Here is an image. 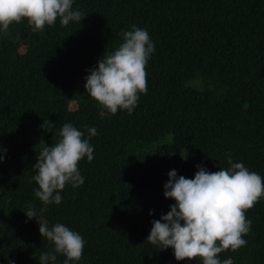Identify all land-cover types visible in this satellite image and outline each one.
<instances>
[{
	"label": "trees",
	"instance_id": "trees-1",
	"mask_svg": "<svg viewBox=\"0 0 264 264\" xmlns=\"http://www.w3.org/2000/svg\"><path fill=\"white\" fill-rule=\"evenodd\" d=\"M73 10L86 15L80 24L57 20L33 33L23 21L0 34V264H39L53 245L38 222L83 237L75 264H202L177 262L171 248L146 240L175 203L163 195L171 170L192 179L197 166L227 169L231 154L264 178V0H74ZM132 25L155 46L147 93L132 114L111 115L85 92V77ZM65 123L85 138V125L97 129L94 159L79 162L82 186L66 185L59 205L28 220L30 203L43 207L33 191L36 156ZM246 218V245L220 253L221 262L264 264V197Z\"/></svg>",
	"mask_w": 264,
	"mask_h": 264
},
{
	"label": "clouds",
	"instance_id": "clouds-1",
	"mask_svg": "<svg viewBox=\"0 0 264 264\" xmlns=\"http://www.w3.org/2000/svg\"><path fill=\"white\" fill-rule=\"evenodd\" d=\"M73 2L0 0V34L8 36L10 25L23 21L33 33H42L57 20L62 27L70 22L80 24L86 15L73 10ZM121 35L123 42L114 51L103 53L97 65L88 70L84 84L89 97L111 115L118 110L132 114L140 95L147 93L146 66L155 50L145 29L132 25L131 30L122 31ZM15 39L19 40V36ZM47 123L51 124L48 120ZM84 127L87 138L72 123L63 124L58 141L42 147L36 156L32 180L38 187L33 191L43 207L37 210L30 203L24 212L28 220L47 212L49 205H59L60 192L66 185L74 189L83 185L79 162L85 157L88 162L94 159L90 140L97 135L96 128ZM5 152L0 148V163ZM227 163V169L219 166L216 172L197 166L192 179L177 177L176 170H171L163 195L175 203L167 214L151 222L146 243L160 251L171 248L177 262L199 259L202 264H233L231 258L221 262L219 254L236 252L246 245L243 237L251 230L246 212L264 197V178L249 171L243 163H234L231 154ZM38 224L41 238L53 245L50 251L41 252L39 264H56L58 255L65 257L63 264H75L82 258L85 241L78 232L61 223L51 228L46 222ZM9 264L14 261L9 260Z\"/></svg>",
	"mask_w": 264,
	"mask_h": 264
},
{
	"label": "rangeland",
	"instance_id": "rangeland-1",
	"mask_svg": "<svg viewBox=\"0 0 264 264\" xmlns=\"http://www.w3.org/2000/svg\"><path fill=\"white\" fill-rule=\"evenodd\" d=\"M82 79H83V76H81V75L77 77L76 81H77L79 86H81V84H82ZM193 83H194L193 84L194 87L197 89H201L203 87V82L199 79L194 80Z\"/></svg>",
	"mask_w": 264,
	"mask_h": 264
}]
</instances>
